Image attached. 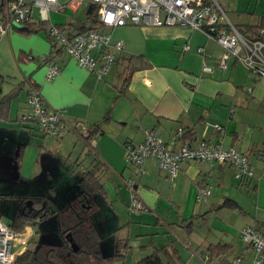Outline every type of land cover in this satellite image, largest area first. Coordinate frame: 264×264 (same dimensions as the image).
<instances>
[{
	"label": "crops",
	"instance_id": "obj_1",
	"mask_svg": "<svg viewBox=\"0 0 264 264\" xmlns=\"http://www.w3.org/2000/svg\"><path fill=\"white\" fill-rule=\"evenodd\" d=\"M216 1L230 14L238 30L245 26L264 27L259 1L253 14L243 13L237 5L230 11L228 2ZM29 25L37 28L39 24L33 21ZM58 25L80 28L74 26L72 18ZM106 32L112 42H122V49L112 50L114 62L101 76L80 68L61 51L41 62V56L47 57L53 50L41 31L26 34L15 27L8 34H0V98L14 94L7 112H0V179L7 190L20 187L23 199L48 196L54 205L57 200L68 205L80 195L79 182L85 173L98 166L97 178L104 189L100 196L107 199L110 192L118 200L119 187L113 178L123 184L131 180L139 199L148 211H156L158 220L165 207L166 216L173 214L175 218L168 233L145 234L151 236L150 243L138 248L141 255L136 264L153 250L161 249L174 251L180 264H228L235 257H241L243 264H251L255 253L241 242L239 230L252 226L264 233V216L256 207L252 211L250 204L243 206L239 197L228 195L234 181L232 167L185 162L178 176L170 179L153 160L144 163V173L127 167L124 146L141 143L145 131L156 130L173 149L182 144L195 146L201 141L211 148L219 145L225 150L234 149L248 157L253 176L257 168L264 174L263 161L255 157L256 151L264 149V82L234 57L228 59L225 71L219 70L221 47L186 26L128 25ZM185 45L187 50L183 49ZM198 47L205 50L204 56L196 52ZM50 60L59 66L60 73L46 81ZM203 63L213 72L202 73ZM29 84L39 90L49 107L64 110L73 127L59 138L60 143L51 145L33 120H23L29 115ZM210 124L221 126L223 132H216ZM179 128L182 136L176 139ZM87 160L88 170L81 178L70 177L69 184H61L63 174H69L64 170L66 165L75 170ZM25 166L29 171H24ZM250 184V179L245 180L239 182V187L249 189ZM204 185L217 190L210 192L209 199L203 201L205 206H201L195 196ZM251 189L258 191L257 186ZM0 194H6L1 181ZM226 200L235 203L236 208L222 207ZM209 214L214 216L213 225L206 226L205 233L192 241L193 220H205ZM229 217L241 220L238 229L234 228L236 220L230 222ZM123 242L127 245L126 240ZM216 245L221 248L210 255L208 247Z\"/></svg>",
	"mask_w": 264,
	"mask_h": 264
},
{
	"label": "built area",
	"instance_id": "obj_2",
	"mask_svg": "<svg viewBox=\"0 0 264 264\" xmlns=\"http://www.w3.org/2000/svg\"><path fill=\"white\" fill-rule=\"evenodd\" d=\"M85 4L84 13L90 6H95L97 29L66 27L51 24L50 13L62 12L68 6L77 11ZM46 23L45 33L53 46L52 52L41 62L55 56L57 51L67 54L75 63L98 76L105 74L114 62L112 50L122 49V42L111 40L106 29L124 26H186L199 31L222 49L217 68L225 71L227 61L234 57L247 67L250 74L258 76L264 82V27L259 30L258 37L244 38L239 30L232 25L225 10L216 0H0V34H8L12 28H23L30 22ZM184 50L188 47L185 45ZM196 52L204 56L205 50L198 47ZM202 73L209 74L213 68L202 64ZM60 73L59 66L50 60L45 80L51 81ZM26 106L29 115L23 120H33L38 129L54 138H60L73 130L64 116V110L53 109L47 105L39 90L28 85ZM248 92L250 89L248 88ZM216 132H223L217 124H210ZM176 139L182 136V129H177ZM126 162L144 173L142 167L147 160H153L158 170L163 171L170 179L178 176L185 162H206L228 165L233 168V178L239 182L253 177V170L248 157L234 149H222L217 145L209 147L204 141L195 146L186 144L173 149L158 135L156 130L145 131V139L138 144L127 143L124 146ZM258 160L264 161V149L255 152ZM124 185L129 193L128 209L130 211H148L147 206L139 199L136 184L125 180ZM210 195L208 185L200 186L196 192L197 201H205ZM23 235V236H22ZM32 237L30 228L24 234L15 233L0 219V264H14L15 256L12 247ZM244 244L255 253L251 264H264V233L252 226H245L239 232ZM24 251V250H23ZM20 254V253H19ZM228 264H243L241 257L233 258Z\"/></svg>",
	"mask_w": 264,
	"mask_h": 264
},
{
	"label": "rangeland",
	"instance_id": "obj_3",
	"mask_svg": "<svg viewBox=\"0 0 264 264\" xmlns=\"http://www.w3.org/2000/svg\"><path fill=\"white\" fill-rule=\"evenodd\" d=\"M229 3L230 11H234L237 8L246 14H253L254 9L256 6L257 1H259L258 10L264 11V0H225ZM63 4L64 0H60ZM238 3V4H237ZM261 3V4H260ZM225 8V7H224ZM85 4H83L76 12L72 11L68 6L62 12H51L50 13V20L51 24H63L65 20L72 18L75 27H90L93 24V19L88 17L84 13ZM249 9V10H247ZM264 13V12H263ZM225 15L228 21L234 25V21L232 20L230 14L225 12ZM264 15V14H263ZM91 18V19H90ZM252 23V22H251ZM254 23V22H253ZM44 36H46L45 31H41ZM250 33V32H248ZM242 36L246 39H253L250 34L247 32H241ZM47 38V36H46ZM42 58V56H41ZM245 66V65H244ZM246 67V66H245ZM48 136V135H47ZM49 142L51 145L53 143H60L61 140L59 138H54L52 136H48ZM73 149V148H71ZM57 156V154H56ZM84 161V163L78 166L75 170L68 165L64 167L65 171H68V175L63 174V178L61 184H69L70 177H75L79 179L82 175L88 170V162ZM124 161L126 166H130L124 157ZM263 160H260V162ZM264 164V161L263 163ZM42 169V168H41ZM29 171V168L25 166L24 171ZM40 170V168H39ZM254 176L250 179L251 184L250 188L248 187H239V181L234 180L229 191L228 195L231 197H239L242 201L243 206H249V204L253 207L258 209V214L264 216V174L263 171L257 168L254 171ZM78 175V176H77ZM2 186L6 190L5 196L0 194V219L8 226H10L13 217L16 213L22 212L26 213L28 208H31V200L30 198L23 199L22 196V189L20 187L15 186L13 189L7 190V186H5V182L0 179ZM115 184L119 187V199L113 198L111 193H108V198L105 199L100 195H96L97 197L91 198V204H93V208L87 214H83L84 218L89 221L88 224H85L84 227L81 229V232L85 239L80 244V247L83 249L88 250L89 252L94 251L95 248H99L103 255H123V260L115 261L112 264H136L138 257H140L141 252L138 248L142 245H147L150 243L151 236H145V234H151L154 231L168 233L169 230L173 229L172 226V216L168 218L166 216L167 208L165 207L164 210L159 212L160 218L158 220V214L156 211H130L128 209L129 204V193L125 185L122 181H119L117 177L113 178ZM262 181L261 183H259ZM121 182V183H120ZM168 182V181H167ZM47 185V183H46ZM35 186H37L35 184ZM205 186V185H204ZM252 186H257L258 191H254L251 189ZM210 187V186H209ZM9 189V188H8ZM217 187H210V192H213ZM11 191H15L14 193H10ZM33 191H39L34 189ZM224 193V191L222 192ZM25 195V194H24ZM214 196V195H212ZM48 198V196H46ZM210 196L206 198V201L209 199ZM51 198H53L51 196ZM55 199V198H54ZM246 201V202H244ZM55 201V200H54ZM201 206H205V202L200 201L198 203ZM197 204V206H198ZM56 207L59 209H63L66 204H63L60 200L55 201ZM55 205H53L50 209H54ZM248 205V206H247ZM168 207V205H167ZM88 210V209H87ZM30 211V210H29ZM254 214V213H253ZM251 214V215H253ZM210 216L203 220L201 218L194 219L191 225L192 229V241H194L198 236L202 233H205V227H211L213 225L214 216L209 214ZM175 219V218H174ZM231 221L236 220L235 229H238L241 225V220L239 218H227ZM215 224L216 221H215ZM91 225L92 227H89ZM58 218L51 217L41 222H38L37 225L33 228L37 235L27 242V245L24 241H22L19 245H15L12 247V253L16 257L19 253L23 250L29 248L34 249L36 244H48L52 246H60L63 242L62 237L60 236L58 230ZM261 228V226H260ZM213 229V228H212ZM214 230V229H213ZM240 232V230H239ZM25 230L21 233L24 234ZM87 233V235L85 234ZM215 233V232H214ZM86 235V236H85ZM23 236V235H22ZM32 238V237H31ZM240 239V237H239ZM127 242V245L123 242ZM241 240V239H240ZM79 242V241H78ZM243 243V241L241 240ZM127 246V248H125ZM179 245L177 244V247Z\"/></svg>",
	"mask_w": 264,
	"mask_h": 264
},
{
	"label": "trees",
	"instance_id": "obj_4",
	"mask_svg": "<svg viewBox=\"0 0 264 264\" xmlns=\"http://www.w3.org/2000/svg\"><path fill=\"white\" fill-rule=\"evenodd\" d=\"M96 10L97 8L95 6H90L88 8L87 19L91 17L93 19V24L88 28L80 27V31L98 28ZM46 26V23H40L37 28L33 27L32 25H28L23 27L22 31H24L26 34L32 32L34 33L45 30ZM261 28H263L262 25L245 26L242 29L240 28L239 32H250L255 37H258V33ZM13 95L14 94H11L7 97L0 98L1 113L2 111L3 113L7 112L8 102L13 97ZM99 171L100 168L98 166H94L91 170L85 173L84 177L79 182L81 187L80 195L77 196L70 204L66 205L63 209H59L56 207V205L53 210L50 209L54 203L46 196H33V198H31V210L36 212L37 215H40L39 222L51 217L58 218V230L63 242L60 246L36 244V247L32 250L27 248L16 256L14 264H112L115 261L123 260V255H103L99 248H95L94 251L89 252L88 250L80 247L79 244L85 239L81 229L85 224L89 223V221L83 217V214L89 213V211L93 208V204H91V207H88V203H91V198L93 196L104 195L103 186L100 184L97 178ZM222 207L234 209L236 208V204L226 200ZM31 213L32 212H26L24 214L20 212L16 213L9 227L15 233L21 234L27 227L36 226V222L30 224V222H32ZM89 227L92 226L90 225ZM67 233H71L73 242L78 246L77 252L72 251L69 242L65 239V235ZM85 234L87 235V233ZM125 248H127V246ZM218 248H221V246H209L208 250L210 255L215 254L214 251ZM137 264L180 263L174 251L161 249L153 250L150 254L139 260Z\"/></svg>",
	"mask_w": 264,
	"mask_h": 264
},
{
	"label": "flooded vegetation",
	"instance_id": "obj_5",
	"mask_svg": "<svg viewBox=\"0 0 264 264\" xmlns=\"http://www.w3.org/2000/svg\"><path fill=\"white\" fill-rule=\"evenodd\" d=\"M89 205H88V207H91V203H88ZM30 210V211H29ZM29 210H27V213H29V212H32L31 213V218H32V222H30V224L31 223H33V222H36V223H38L39 222V220H40V215H37V213L36 212H34V211H32L31 210V208H29ZM20 213H22V212H20ZM24 214V213H23ZM35 227V226H34ZM33 226H32V228H34ZM37 235V233L35 232V230L33 229L32 230V242H33V238L35 237Z\"/></svg>",
	"mask_w": 264,
	"mask_h": 264
},
{
	"label": "water",
	"instance_id": "obj_6",
	"mask_svg": "<svg viewBox=\"0 0 264 264\" xmlns=\"http://www.w3.org/2000/svg\"><path fill=\"white\" fill-rule=\"evenodd\" d=\"M65 239L69 242L72 251L73 252H77L78 251V246L73 242V239L71 237V233H67L65 235Z\"/></svg>",
	"mask_w": 264,
	"mask_h": 264
}]
</instances>
